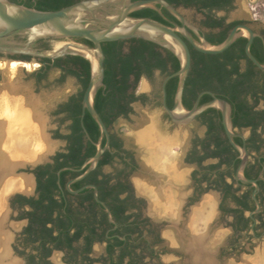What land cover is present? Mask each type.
Masks as SVG:
<instances>
[{"label": "flooded vegetation", "instance_id": "obj_1", "mask_svg": "<svg viewBox=\"0 0 264 264\" xmlns=\"http://www.w3.org/2000/svg\"><path fill=\"white\" fill-rule=\"evenodd\" d=\"M240 1L251 10L264 5V0L255 4H251L255 0H230L223 10L201 11L193 6L190 8L198 18L188 21L204 38L206 34L224 30L234 22L230 30L239 24L248 25L256 34L250 48L262 57L261 64H264V27L259 25L257 16L251 14V23L240 18L228 19L229 14L238 9ZM155 13L169 26L177 24L162 8ZM209 18L222 19L221 26L208 28L205 22ZM44 43L48 46L47 42L41 41L37 47L43 48ZM244 57L238 61L239 72H246L251 67L249 65L254 67V74L248 82L251 91L239 95L235 107L227 96L209 90L199 92L192 105L202 92H210L230 105L232 141L247 154L242 176L255 181L258 187L255 192L258 211L249 215L256 208L254 204L253 211L243 212V216L251 220L248 228L236 234L231 225L235 220L229 211L240 209V206L232 202L228 194L242 199L249 193L252 200L254 186L235 179L239 153L225 135L220 112L211 108L212 111L202 116L199 114L188 124L173 123L162 107L160 86L164 77L154 71L160 76L156 90L148 96L130 86L127 94L139 99L131 101L129 113L118 116L113 123L121 119L128 124V144L119 132L107 129L108 145L110 135L119 144V148L109 146L104 151L109 153L111 161L101 167L97 163L92 171L70 183L68 188V182L81 173L79 169L87 159L78 169H58L57 178L48 184L53 157L66 147V141L56 138V133H68L69 121H61L66 115L60 109L70 97L58 105L54 115L58 117V126L64 124V131L58 127L46 133L51 141L61 140L63 147L55 151L51 145L50 155L46 158L24 161L7 174L16 181L26 179L25 191L4 188L5 191L2 183L8 176L0 179V264H199L194 260L198 252L201 257H209L211 264H225L232 251L244 252L247 241L261 238L264 230L254 229L259 222L253 216L261 210L259 200H264V72L258 70L245 54ZM0 59L32 61L28 56L0 55ZM35 62L39 66L32 77L37 84L40 82L37 75L40 73L46 77L53 66L51 61L42 58H36ZM132 81L131 76L129 83ZM203 95L208 94H202L199 100ZM147 103L159 109L160 116L134 117V105L142 107ZM104 168L112 171L105 172ZM62 171L79 174L75 177L65 175L61 179L59 173ZM40 172L44 175L39 178ZM103 175L110 176L105 178V183L102 182ZM40 185H45V189H40ZM209 210L213 214L203 229L205 219H202ZM218 223L229 229L233 240L230 237L216 245ZM198 235L202 239L200 249L194 246V238Z\"/></svg>", "mask_w": 264, "mask_h": 264}, {"label": "water", "instance_id": "obj_2", "mask_svg": "<svg viewBox=\"0 0 264 264\" xmlns=\"http://www.w3.org/2000/svg\"><path fill=\"white\" fill-rule=\"evenodd\" d=\"M257 1L255 0L251 4H255ZM144 8L157 12H159V8H162L176 20L177 24L172 23L169 26L156 20L131 16L132 13ZM163 20L166 21L164 18ZM255 35L248 25L239 24L229 31L222 42L212 45L180 13L178 8L173 7L165 0H80L54 11H41L10 0H0V55L4 57L28 56L34 63H36V58L53 61L65 56H80L89 63L88 83L81 99L80 126L84 136L89 139L82 122L86 112L98 127L99 138L94 143V154L83 163L79 169L81 173L68 182L67 188L70 183L82 179L92 171L102 153L109 148L108 130L93 107L94 97L103 86L104 54L101 44L142 39L169 51L179 62V69L164 77L160 86L162 107L173 123L188 124L208 108H214L220 112L225 135L232 147L239 153L240 162L236 169L235 179L254 186L252 200L256 208L249 215L256 213L259 209L255 198L258 187L255 181L242 176L247 154L244 148L232 141L234 135L232 134L230 105L210 92H202L192 107L185 109L182 105V93L191 64L189 46L202 54L217 55L225 51L237 38L245 37L244 54L246 58L258 70L264 72V64L259 63L249 50ZM77 39L85 40L91 45ZM41 41L47 42L48 47L38 48V42ZM6 61L30 63L22 60ZM172 77H177V83L172 106L168 108L165 104V84ZM204 93L208 94L211 99L199 104V97ZM103 137L105 138L104 145L101 144ZM63 169L70 170L69 168ZM94 193H96L95 190Z\"/></svg>", "mask_w": 264, "mask_h": 264}, {"label": "trees", "instance_id": "obj_3", "mask_svg": "<svg viewBox=\"0 0 264 264\" xmlns=\"http://www.w3.org/2000/svg\"><path fill=\"white\" fill-rule=\"evenodd\" d=\"M14 3L32 7L41 11H54L65 6L71 5L80 0H10ZM173 7H197L201 11L223 10L225 9L230 0H165ZM165 11L164 9H162ZM132 17L148 18L156 20L168 25L165 21L161 20L154 10L144 8L131 14ZM229 24L224 30L216 33H208L205 39L208 43L215 45L224 40L230 28L235 24ZM208 28H218L222 24V19L209 18L205 22ZM78 41L91 45L89 42L77 39ZM245 38H237L225 51L217 55L202 54L193 50L189 46L191 57V64L188 75L184 82L182 93V105L185 109H190L192 101L196 95L204 90H209L214 93H220L227 96L228 100L235 107L236 101L242 93H249L251 91L248 82L253 76L254 68L252 65L246 72H239L238 61L244 57L243 47ZM43 48L48 46L44 43ZM104 54L103 68V86L96 93L93 100V107L98 113L102 122L107 129H111L112 124L116 121L118 116H125L129 113L130 108L128 104L131 101L139 99L135 96L128 95L127 89L131 86L132 89L136 88L139 79L142 76L150 78L154 71H158L162 78L176 72L179 69V62L177 58L169 51L160 48L159 46L142 40V39H128L122 41L106 42L101 44ZM250 53L261 63L262 57L255 54L252 47L249 49ZM47 60V59H46ZM50 62V60H47ZM52 62L53 68L59 69L62 76H71L75 78L79 84L78 92L71 96L67 103L61 106L60 111L64 112L66 117L61 121L68 120L67 126L68 133L59 135L56 133V138L66 141V147L63 152L56 153L53 157L52 172L48 173V184H52L57 178L56 172L62 167H71L78 169L82 162L90 158L95 152V146L99 130L97 125L91 117L85 112L82 122L88 134L89 140L84 136L80 126L81 114V99L83 91L88 83L89 78V63L86 59L80 56H65L57 58ZM250 64V63H249ZM133 81L129 83L130 77ZM45 77L44 74H38L37 80L41 81ZM177 83V77L170 78L165 84V100L167 107H170L173 100ZM140 98L142 97L139 96ZM209 100L208 95H203L199 104ZM239 110L240 108L237 107ZM212 111L208 108L203 114ZM105 139H102V145ZM110 148H119L117 139L110 135ZM111 161V156L106 151L103 153L102 158L98 162V167L108 164ZM79 172L62 171L59 173V178L65 175L75 177ZM44 174L40 172L38 177ZM96 175L92 176L93 180ZM103 183L105 178L109 175H103ZM97 183V182H96ZM40 189L44 190L45 185H40ZM260 189H263L260 186ZM46 193V191H42ZM228 194V193H227ZM232 202L240 209H231L229 212L234 216L235 223H231L235 227L236 234L244 228H248L251 223L250 218L244 217L243 212H251L254 210V203L247 193L242 199H238L232 193L228 194ZM261 210L253 217L259 222L254 229L264 230V200H259Z\"/></svg>", "mask_w": 264, "mask_h": 264}, {"label": "rangeland", "instance_id": "obj_4", "mask_svg": "<svg viewBox=\"0 0 264 264\" xmlns=\"http://www.w3.org/2000/svg\"><path fill=\"white\" fill-rule=\"evenodd\" d=\"M262 2L264 4V1ZM178 10L191 22L198 18L191 8L178 7ZM238 10L240 11L239 13ZM252 13L257 14L256 19L260 23L259 25L264 27V5L261 4L255 10H251L240 1L238 9L232 11L228 19L240 18L251 23ZM3 62L5 64L1 66ZM7 63L6 59H0V87L6 84H13L14 86H21L28 89L30 94L36 98L41 105L39 110L42 114V119H44V133L48 143L52 145V149L55 151L61 149L63 147V142L57 139L54 141L49 140L46 132L47 130H55L58 127L62 132L64 131V124L58 126V117L54 115V112L60 103L78 92L80 87L77 80L71 76H62V72L59 69L53 68L48 71L45 79L35 84L32 74L38 69L39 64L35 63L38 66L28 71L26 68L17 67L13 70V73L9 75ZM159 81L160 76L158 73H153L151 78L142 76L135 90L150 96V94L156 90ZM134 112V117H158L161 114L160 110L155 108L152 103H147L142 107L134 105ZM111 129L119 132L125 139L126 145L128 144L130 131L125 121L118 119V121L112 125ZM48 155H50V151L44 154L43 157L46 158ZM104 171L111 172L112 169L104 168ZM207 213H210V210ZM230 237L231 240H233V236L229 229L223 227V223H218L215 234L216 245L217 243L226 242ZM225 264H264V235L259 239L247 241L244 245V252L232 251L231 254L226 257Z\"/></svg>", "mask_w": 264, "mask_h": 264}, {"label": "bare ground", "instance_id": "obj_5", "mask_svg": "<svg viewBox=\"0 0 264 264\" xmlns=\"http://www.w3.org/2000/svg\"><path fill=\"white\" fill-rule=\"evenodd\" d=\"M86 56L90 58L88 55ZM4 64L3 62L1 66ZM36 66L37 64L34 62L10 61L7 63L9 75L17 67L26 68L28 71L33 70ZM40 106L39 101L25 87L14 86L13 84L0 87V179L4 175L8 176L7 174H10V171L20 163L39 161L44 154L51 150V145L44 133V119H42L39 110ZM2 185L4 186L3 189L6 188L8 191L9 189L25 191L28 182L26 179L16 181L8 176ZM156 196L158 202V193ZM211 213H207L202 219H205L203 229H206V221L213 214ZM199 236L194 238V246L200 249L202 239ZM201 255L198 252V255L195 256L196 263L211 264L212 261L209 257H201Z\"/></svg>", "mask_w": 264, "mask_h": 264}, {"label": "built area", "instance_id": "obj_6", "mask_svg": "<svg viewBox=\"0 0 264 264\" xmlns=\"http://www.w3.org/2000/svg\"><path fill=\"white\" fill-rule=\"evenodd\" d=\"M254 16H257V14H256V13H254Z\"/></svg>", "mask_w": 264, "mask_h": 264}]
</instances>
